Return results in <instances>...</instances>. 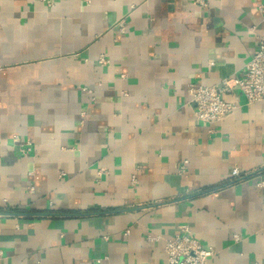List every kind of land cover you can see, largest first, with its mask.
<instances>
[{"label": "crops", "instance_id": "obj_1", "mask_svg": "<svg viewBox=\"0 0 264 264\" xmlns=\"http://www.w3.org/2000/svg\"><path fill=\"white\" fill-rule=\"evenodd\" d=\"M207 2L0 0V264H166L181 223L264 264V101L188 91L244 75L264 0Z\"/></svg>", "mask_w": 264, "mask_h": 264}, {"label": "built area", "instance_id": "obj_2", "mask_svg": "<svg viewBox=\"0 0 264 264\" xmlns=\"http://www.w3.org/2000/svg\"><path fill=\"white\" fill-rule=\"evenodd\" d=\"M47 1V0H42ZM202 7H207V0H196ZM264 8V6H260ZM121 33L126 31L125 21L119 23ZM100 62H107L104 54H101ZM189 95L191 102L195 105L196 117L209 124H216L223 121L231 115L237 108L238 91L244 96L249 104L264 101V35L259 36V42L249 61L245 66L244 75L241 77H231L223 79L218 85H197L189 86ZM225 94H235V100H226ZM18 139V135L14 136ZM24 145V146H23ZM20 148L22 155H30L31 142L23 143ZM185 161L180 166V171H186ZM106 171H101L100 174ZM239 170L234 169L233 175L238 176ZM62 173L61 176H64ZM133 184L137 182L136 175H133ZM236 238H239L236 236ZM165 251L167 254L166 264H209V259L214 255L215 251L212 247H207L192 234L188 224L181 223L178 226L177 233L174 238L169 239L165 243Z\"/></svg>", "mask_w": 264, "mask_h": 264}]
</instances>
